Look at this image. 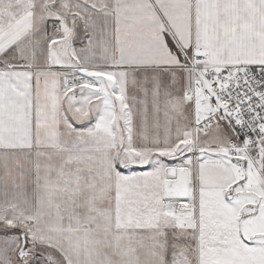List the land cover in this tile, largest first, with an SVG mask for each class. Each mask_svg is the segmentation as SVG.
<instances>
[{
	"label": "snow or ice",
	"instance_id": "obj_1",
	"mask_svg": "<svg viewBox=\"0 0 264 264\" xmlns=\"http://www.w3.org/2000/svg\"><path fill=\"white\" fill-rule=\"evenodd\" d=\"M0 264H264V0H0Z\"/></svg>",
	"mask_w": 264,
	"mask_h": 264
}]
</instances>
